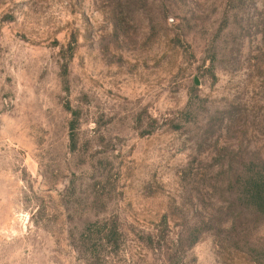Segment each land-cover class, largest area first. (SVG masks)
<instances>
[{"label": "rangeland", "instance_id": "374dc122", "mask_svg": "<svg viewBox=\"0 0 264 264\" xmlns=\"http://www.w3.org/2000/svg\"><path fill=\"white\" fill-rule=\"evenodd\" d=\"M0 264H264V0H0Z\"/></svg>", "mask_w": 264, "mask_h": 264}]
</instances>
